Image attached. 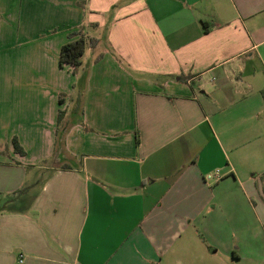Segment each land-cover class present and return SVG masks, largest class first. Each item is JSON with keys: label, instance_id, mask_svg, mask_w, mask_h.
I'll list each match as a JSON object with an SVG mask.
<instances>
[{"label": "crops", "instance_id": "obj_1", "mask_svg": "<svg viewBox=\"0 0 264 264\" xmlns=\"http://www.w3.org/2000/svg\"><path fill=\"white\" fill-rule=\"evenodd\" d=\"M79 30L97 45L61 66ZM263 90L264 0H0V264L239 261Z\"/></svg>", "mask_w": 264, "mask_h": 264}, {"label": "rangeland", "instance_id": "obj_2", "mask_svg": "<svg viewBox=\"0 0 264 264\" xmlns=\"http://www.w3.org/2000/svg\"><path fill=\"white\" fill-rule=\"evenodd\" d=\"M87 54L92 53L90 47H87ZM39 174V177L44 176L48 177L46 172L36 173ZM31 181L34 179L32 175ZM29 185V184H26ZM42 190V184H37L36 186L32 185L27 186L26 189L22 190L17 195H10L7 198L5 211H28L30 203L33 200L35 194ZM31 191V192H30ZM16 196V197H15ZM255 201L253 198H250L249 201L245 199L243 202H240L237 207L239 208L238 218L234 221H229L228 229L229 233L232 234L235 230L240 229L241 235L243 237V244L233 245V251L239 255V261H234L232 256L220 257V264H264V232L261 227L257 226L253 212L248 214L250 211L251 202ZM247 209V210H246ZM259 228L261 234L260 238L253 240V235H256V231ZM234 230V232H233ZM238 231V230H237Z\"/></svg>", "mask_w": 264, "mask_h": 264}, {"label": "trees", "instance_id": "obj_3", "mask_svg": "<svg viewBox=\"0 0 264 264\" xmlns=\"http://www.w3.org/2000/svg\"><path fill=\"white\" fill-rule=\"evenodd\" d=\"M71 38L78 37L73 42H70L64 45L60 50V65L64 66L66 64H70L75 68H79L82 65L83 57L85 54L86 48L89 46L91 48H95L97 45V40L95 39H87L82 30L78 32L72 33L70 35ZM101 56L97 57V60L100 59ZM262 98L264 100V90L261 92ZM63 113L60 112L58 115V123L61 121ZM14 152L19 155H24L25 152L18 143L17 139H13L12 141Z\"/></svg>", "mask_w": 264, "mask_h": 264}, {"label": "built area", "instance_id": "obj_4", "mask_svg": "<svg viewBox=\"0 0 264 264\" xmlns=\"http://www.w3.org/2000/svg\"><path fill=\"white\" fill-rule=\"evenodd\" d=\"M221 179L220 172L217 170L214 174H208L206 176L207 181L217 182ZM20 264H23V260H20Z\"/></svg>", "mask_w": 264, "mask_h": 264}]
</instances>
